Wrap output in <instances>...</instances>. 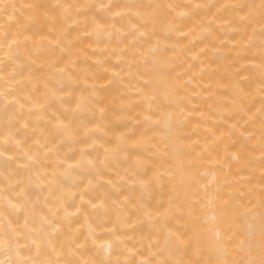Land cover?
Segmentation results:
<instances>
[{
    "label": "bare ground",
    "instance_id": "1",
    "mask_svg": "<svg viewBox=\"0 0 264 264\" xmlns=\"http://www.w3.org/2000/svg\"><path fill=\"white\" fill-rule=\"evenodd\" d=\"M12 2L17 9L14 19L5 21L0 29L4 45L0 47V77L4 78L0 79V92L7 97L0 96V188L4 189L0 196L14 203L27 197L28 206L35 205V219L30 216L29 226L39 228L43 214L53 224H60L64 234H70V227L79 228L84 223L83 212H87L96 227V243L89 238L86 248L80 250L84 259H105L97 249L103 241L113 240L109 259H119L120 264L126 259L128 264L142 260L155 264L156 256L151 253L162 255L159 249L167 247L168 230L192 232L188 197L181 183L182 164L186 174L200 183L202 174H215L219 195L225 200L229 194L232 197L227 210L230 221L217 211L213 225L198 213L201 218L195 230L204 240L213 228L224 232L225 238L231 235L236 225L233 210L249 207V201L256 203L255 193L264 183L258 113L264 104V88L259 87L264 84V19L243 21L237 16L259 0ZM29 4L32 7H26ZM57 4H71L72 10L65 16ZM102 4L107 7H100ZM237 4L241 7H232ZM115 12L120 15H113ZM93 19L105 25L99 33L92 28ZM12 39L17 42L9 50ZM173 85L178 87L173 90ZM81 97L83 103L76 109ZM33 102L44 108L29 112ZM252 116L254 121L249 119ZM57 119L69 128L56 127ZM249 132L254 133L251 138H247ZM8 133L11 137L3 143ZM119 136L123 139L118 140ZM37 138L44 147L35 143ZM54 145L55 152L46 151ZM106 147L116 149L107 159ZM81 148L86 159H81ZM25 150L35 154L33 162L26 160ZM232 153H238L239 161L231 159ZM78 161L79 166L69 169V164ZM154 171L162 175L159 184L151 181ZM138 179L150 183L142 188ZM21 188L24 196L17 195ZM70 191L76 194L74 199L68 196ZM81 192L86 200L104 196L107 210H91L81 204V216L73 217L69 225L61 219L64 207L74 211ZM123 196L137 208L143 204L152 209L151 220L127 206L125 218L111 203ZM4 203L0 199V211L14 224H23L24 213L3 208ZM158 207L161 214L168 210L167 228L162 226L163 215L156 214ZM113 226L120 241L104 230ZM17 231L21 235L13 238L14 243L21 245V256H27L35 251L32 240L43 243L51 229L45 225L40 233L26 228ZM85 235L87 229L79 228V243H84ZM61 240L66 236L58 233V250ZM227 248L232 252V242H227ZM194 249L193 240L175 250L173 257L193 259L197 264L215 258L206 246L199 257L194 256ZM63 253L67 258V243ZM4 255L0 249V259ZM15 259L13 253V264Z\"/></svg>",
    "mask_w": 264,
    "mask_h": 264
},
{
    "label": "snow or ice",
    "instance_id": "2",
    "mask_svg": "<svg viewBox=\"0 0 264 264\" xmlns=\"http://www.w3.org/2000/svg\"><path fill=\"white\" fill-rule=\"evenodd\" d=\"M58 7H63L61 4H57ZM26 7H32L31 4L26 5ZM100 7H107V5H100ZM171 7V5H169ZM196 7H200L197 5ZM232 7H241V5L237 4ZM258 7L260 10L261 18L264 19V3H261L258 6H249V8ZM113 15L119 16V12L113 13ZM182 15H184L182 13ZM241 20H245L246 16L242 15L240 17ZM105 25L99 23L95 19L92 20V28L94 31L99 33L101 29H103ZM261 43L264 46V25L261 26ZM91 34V33H87ZM28 39V37H25ZM16 40L12 39L8 42L7 48L9 50L12 49V46L16 44ZM10 55V51L5 52L4 56L7 58ZM262 69H264V64L261 65ZM64 69H60L63 71ZM161 81L163 78H160ZM160 85L155 84L156 88H159ZM173 90H175L178 86H171ZM260 88H264V84L259 86ZM165 94L169 95L166 91ZM174 94V91H173ZM264 95V93H261ZM0 96H5L4 92H0ZM13 101H16L15 97H12ZM84 98L81 97L76 103V109H79L81 104L83 103ZM19 103L18 101H16ZM20 107H24V105H20ZM44 108V104H40L37 108L35 102H33L32 107L29 108V112H33V110H41ZM103 111V109H101ZM260 116V149H261V159H264V104L258 110ZM146 119H150V117H146ZM250 120H255V116L249 117ZM27 127V123L24 124ZM56 127H63L65 129L69 128V125L65 123V121L57 119L55 123ZM245 136V132L241 133ZM254 133H247V138H251ZM11 137V133H8L2 138V142L6 143L8 139ZM14 139V137H12ZM118 140H122L123 137H117ZM35 143L40 147H44L43 144L40 143V140L37 138ZM17 146L21 144L19 140L16 141ZM227 150V146H226ZM47 152H55V145L52 147L46 148ZM84 148H81V159H86L87 157L84 154ZM106 156L105 159L109 158V153H114L116 151L115 148L104 149ZM35 154H30L27 150L24 151V157L27 161L33 162ZM11 158V157H10ZM231 159L235 161H239L240 157L238 153H232ZM66 163L67 161H63ZM89 165L93 164L92 160H87ZM79 166V161L74 164H69V169L73 167ZM141 163L137 161V167H140ZM24 168H28L29 164H24ZM181 168V183L185 186V195L188 197V216L189 220L192 223V232H180V231H171L168 230V235L166 236V245L167 247L159 249V252L162 255H157V253H151V255L156 256L155 264H197L196 260L193 259H185L182 257H173V252L180 248L186 247L194 240L195 241V249L194 256L199 257L204 246L207 247L209 254H214L215 258L208 261L207 258L204 260V264H264V183L260 184V191L255 193L256 203H252L249 201V207L237 206L233 210V214L235 216L236 225L232 228L231 235H228L225 238V233L220 231L219 229L213 228L211 236L204 240L201 237V234L195 230L196 222L201 218L198 213H203L204 222H211L215 225L218 220L217 211L224 213L225 217L231 220V216L228 213V208L231 203L232 197L229 194V199L225 200L219 195V186L217 185V177L215 174H202L204 180L202 183L197 182L194 178H192L189 174H186L184 171V167L182 164L179 165ZM67 174V172L65 173ZM55 175V172H53ZM135 176V173H133ZM262 176H264V172H262ZM7 179V177H6ZM11 183V180H8ZM151 181L156 182L157 184L162 182V175L158 171H154ZM54 182V181H53ZM91 181H89V184ZM108 184H112V181H107ZM138 183L142 188H145L149 185V181H145L143 179H138ZM115 188V185H113ZM201 190L203 195H201ZM4 189L0 188V192H3ZM117 191H119L117 189ZM251 194V193H250ZM19 196H24V188H21L20 192L17 194ZM74 192H69L68 196L70 199L75 198ZM0 199L4 200V205L14 208L18 211H22L24 213V223L23 224H14L7 215H5L4 211H0V229L3 230V236L0 237V249L3 250L6 255H4L3 259H0V264H13L12 254L14 253L16 259L15 264H120L119 259L112 260L108 257L111 256L112 249L114 247L113 240H105L103 244L97 249L100 252L104 253L105 259L101 261H95L91 259H84L80 250H84L87 246V241L91 238L92 243H96V236L94 233L96 232V227L89 220V215L87 212H83L84 223L79 225V228H86L87 235L84 236V243L78 242L79 236V228L73 230L71 227L69 228L70 234H64L63 229L60 224H53L52 221L48 219L47 216L41 214L39 216L40 226L39 228H33L29 226V218L33 215L34 207L33 204L31 207L28 206L27 197H24L23 202L14 203L12 200L7 199V197L0 196ZM106 201H108L104 196L101 198L92 201L86 200L83 192L80 193V203L74 207V211L69 212L67 207H64L65 215L61 219L67 222V224H72L73 217H79L82 213L81 204H87L88 208L91 210H97L101 208L106 209ZM203 201V202H202ZM111 203L116 205L117 209L122 211L125 215V218L128 217L127 207L137 208L136 205L129 204V198L127 196H123L122 200L111 199ZM169 205L171 206V201H169ZM63 206V205H62ZM242 209V210H241ZM59 211V209H58ZM138 212H143V214L151 220L152 217V209L144 207L143 204H140L137 208ZM157 215H163L164 223L163 227L167 228V221L170 218L168 215V210H165V213L161 214L159 212V207L156 209ZM120 212H118V216ZM45 225H47L51 231L45 237L44 242H40L36 239L32 240V245L35 246V251L32 255L21 256L20 247L21 245L18 242L14 243L13 238L21 235L20 232L17 231V228H26L29 232L36 231L40 233L44 230ZM105 231L112 234L115 241H120V236L116 234L115 227L105 228ZM159 231V229H157ZM60 233L62 236H66V240H61L60 249L58 250L56 247V236ZM188 237L186 240L185 237ZM174 241V243H173ZM227 242H232V252L228 251ZM65 243H67V258H63V250L65 247ZM26 247V245H24ZM42 248H46L47 251L42 254ZM50 253V254H49ZM43 256V259L40 257ZM75 258V259H74ZM124 264H128V260L126 259ZM140 264H151L149 260H142Z\"/></svg>",
    "mask_w": 264,
    "mask_h": 264
},
{
    "label": "clouds",
    "instance_id": "3",
    "mask_svg": "<svg viewBox=\"0 0 264 264\" xmlns=\"http://www.w3.org/2000/svg\"><path fill=\"white\" fill-rule=\"evenodd\" d=\"M261 3H264V0H259L258 4H254V6H258ZM63 5V4H61ZM60 9L64 10V15L67 16L68 13L72 10V5H63V7H60ZM17 9L15 8V3L12 2V0H0V29L4 27L5 21H11L14 19V13ZM243 15L246 16V19L243 21H249L255 17H261L260 10L258 7L248 8L247 12H245ZM237 16L241 17L239 13H237ZM4 45L0 43V47H3ZM0 79H3V77H0ZM137 90L139 91L138 83L135 85Z\"/></svg>",
    "mask_w": 264,
    "mask_h": 264
}]
</instances>
